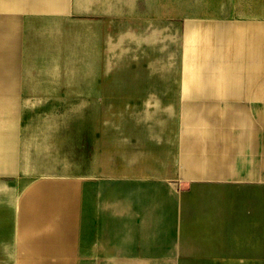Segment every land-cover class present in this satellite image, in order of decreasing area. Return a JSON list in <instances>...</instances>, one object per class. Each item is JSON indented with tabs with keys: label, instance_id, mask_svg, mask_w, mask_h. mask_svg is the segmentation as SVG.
<instances>
[{
	"label": "crops",
	"instance_id": "crops-1",
	"mask_svg": "<svg viewBox=\"0 0 264 264\" xmlns=\"http://www.w3.org/2000/svg\"><path fill=\"white\" fill-rule=\"evenodd\" d=\"M233 1L229 0L230 6L202 9L199 12L208 13L188 17L180 26L172 132L164 130L162 123L172 115L168 97H164L163 108L150 93L138 92L137 78L117 66L121 60L108 65L116 70L111 69L112 77L106 81L115 84L107 93L120 98L104 97L99 100L102 107H84V100L82 105L72 104V110L82 111L76 118L80 123H95L90 128L98 149L91 161L97 165L90 171L70 173L87 179L82 190L75 192L68 181H49L42 188L54 197L62 187L65 190L64 204L72 207L64 221V245H72L73 240L77 250L60 259L36 252L57 250L56 237L62 235L51 225L47 236L31 238L36 248L30 264H91L88 254L145 255L99 259L93 264H205L206 255L207 264H264V250H259L264 249V10L241 7L240 0L233 6ZM116 8L108 0H0V16L59 15L64 25L78 30H97L120 14ZM150 53H156L155 47ZM38 55H44L43 60L51 57L39 53L33 59L41 61ZM103 59L81 62L98 64ZM86 68L68 77L85 74L92 82L87 74L97 71ZM139 77L143 88L149 83L157 90L164 88L160 74L153 76L145 70ZM13 78L17 87L11 92L8 74L0 72V253L19 250L24 254L20 264H26L25 229L34 231L39 225L26 227L24 192L33 191L34 186L26 187L24 136L18 121L10 123L8 96H24L29 83L25 80L33 76L17 73ZM48 79L40 78L39 83ZM98 90L102 95V89ZM130 93L142 96L134 102L139 109H111L119 120L102 126L93 120V111L110 110L106 104L128 103L123 100ZM75 144L71 141L70 145ZM143 174L153 175V180ZM168 183L184 188L177 199ZM190 249L211 252H183ZM171 254L185 257L164 258ZM0 264H4L2 259Z\"/></svg>",
	"mask_w": 264,
	"mask_h": 264
},
{
	"label": "bare ground",
	"instance_id": "bare-ground-1",
	"mask_svg": "<svg viewBox=\"0 0 264 264\" xmlns=\"http://www.w3.org/2000/svg\"><path fill=\"white\" fill-rule=\"evenodd\" d=\"M108 2L111 8L117 6L115 10L118 11L119 8L120 14L111 16L110 19H107L108 22L102 23L97 30L72 29L69 25L62 23L64 19L59 17V15L24 16L20 27H17L18 22L15 18L0 16V72L8 74V88H13L12 85L16 82L13 77L21 72L24 77L33 76L32 80H28L29 83L25 82L24 87L29 86V90H36L37 96H39L38 91L42 93L59 85L62 87L67 86V92L72 94L77 87L85 86L90 89L92 84L87 78L78 77L76 81L69 84L71 82L68 80L70 78L68 75L74 71L88 69L86 67H91L89 68L91 70L101 71L105 62L109 65L121 60V66H123V53L124 47L127 45L126 41L140 37L153 43L154 40L160 37L158 29L152 27L151 18L154 16H162L164 14L177 15L180 13L194 14L209 7L230 6L229 0H108ZM240 3L239 6L244 8L259 7L264 10V0H240ZM90 45H94L91 51ZM39 53L51 54V57L41 61L33 59V56ZM94 54L97 57L93 58ZM102 56L104 59L98 64H83L81 62L90 58L99 61ZM120 70L124 69L121 67ZM145 70L141 68L139 72L144 73ZM43 77H50V79L46 81L47 83H39V79ZM51 77H54L52 79L55 83L52 82ZM111 82L112 84L100 82L96 86L102 89L103 94L112 92L115 84H113V80ZM75 101L82 105L83 99L74 100L73 102ZM70 111L69 113L75 115V118H61L60 123L55 124V119L50 116V119L45 123H40L49 130L48 132L45 129L42 131L41 125H35V127L33 126L30 129L31 133L41 131V135L47 136L38 137L33 135L24 141L22 164L25 171L42 174H69L73 171L85 172V167L89 169L97 165L92 163L90 166H82L81 162L75 161L76 157L74 158V154L69 149L71 141L77 143L80 140L81 143L83 131H88L90 135H93L90 128L93 122L85 121V123H80L76 118L81 116L82 111L79 109H71ZM50 113L53 114V111ZM93 113H96L93 116V120L100 126H102L103 122L108 123L111 120H119V114L113 110L93 111ZM39 138L41 139L40 142ZM26 141H29L30 144H25ZM76 148L75 144L72 150L74 151ZM79 159L82 161L83 158ZM59 191L61 192L59 196L65 200L63 187ZM62 199L52 213L66 217L69 210L66 209L67 206ZM76 215L79 217V213ZM78 233L80 234L79 228ZM55 243L57 250H36V252L40 251L41 254H48L47 256H49L52 251L58 259L60 257L64 258L71 253L70 250H65L66 248L60 235H57ZM6 251L8 252V250ZM33 251H25L26 254L30 253L28 257H25L26 264L34 262L31 254ZM190 251L194 253L211 252V250L207 249L183 250V252Z\"/></svg>",
	"mask_w": 264,
	"mask_h": 264
},
{
	"label": "rangeland",
	"instance_id": "rangeland-1",
	"mask_svg": "<svg viewBox=\"0 0 264 264\" xmlns=\"http://www.w3.org/2000/svg\"><path fill=\"white\" fill-rule=\"evenodd\" d=\"M233 2H234L233 6H236L238 0H234ZM201 12H196L194 14L180 13V14H177L178 16L176 14H164L162 16H154L153 18H151L152 27L157 28L160 31V37L154 40L153 43H151L150 41L144 40L143 38H140V37L133 38V40L131 39V41L130 40L126 41L127 45H125L124 53H123V56H124L123 63L124 64L122 63L123 66L117 64V66H121L124 70H129L128 76L130 78L131 76L137 78L139 86H140L138 89L140 91L138 92L150 93L151 97L157 99L159 102H162V104L164 103V97H168V101L171 105V108L173 109L172 115L170 119L168 120L165 116V118H163L164 120H162V123H163L164 130H167L168 128V131H171V132L174 130L175 124H176L175 104H176L177 95L175 91H176V85H177V77H178L177 75H178V72L180 71L179 69L180 58H181V45L180 44H181V39H182L180 26L188 17L202 16L200 14ZM202 13H208V12H202ZM7 16H11V18H15L18 22L17 27H20L21 21L25 15H7ZM72 16L75 18V17H83L85 15H72ZM14 23L16 24V22ZM152 45L153 47L156 48V53H153L155 55L154 57L152 56L153 54L150 53V48H152ZM162 54H164L163 55L164 58L161 62H159V58L162 57L161 56ZM35 57L43 60L45 56L38 55ZM141 68L146 69L147 73L151 75L153 74V76L160 74L162 76L161 79H162L164 88L162 90H157L156 86L150 85L151 83L147 84V86L143 88L141 77H139V71ZM111 69L112 67L110 68V66H108V64H106L105 62L104 68H102L101 71L94 72L93 74L91 73L90 75L87 74L88 78L89 76L93 78V79L92 78L90 79L92 81L91 88L86 89L85 86L77 87V89L74 88L75 91L73 92V94L67 92L66 90L67 86L62 87L60 85L55 86V88L54 89L52 88V90L51 89L49 91L45 90L42 93H38L39 96H37L35 91L29 90L28 89L29 86L24 87L26 88L24 96L10 94L8 96L10 123L11 121H14V120L16 122L18 121L19 127L23 131L24 141L28 140L33 135H37L38 137L40 136L45 137L47 135H41V131L36 132V133H31L30 129L33 126L35 127V125H41L40 123H45L47 120L50 119V116L53 117V119H55V124L60 123L61 118H66V117L75 118V115L70 114L68 111L69 108L70 109L73 108L72 104L77 103L76 101L73 102L74 100H80L82 98L86 102L84 107L94 108V107H102L103 104L101 103V101L99 102V100H101L104 97L110 100L114 98H120L121 95H117V94L111 95L110 93H107L104 96L103 94L100 95V93H98L99 88H97L96 85L99 84V82H106L108 78L112 77ZM82 78L85 79V74H83ZM76 79L77 77L68 78V80H70L71 82L69 84H72L73 81H76ZM43 81H46V80H43ZM52 82H54V80H52ZM12 87L13 88L9 90L11 92H14L17 87V82H15L12 85ZM131 88H132V84H130V89ZM164 93L167 96H164ZM141 99H142V96L140 95L136 96V94L132 95V93H130L128 96L125 97V100H123V102L127 101L128 103H123V104H118V105L106 104L105 107L110 110L120 109L122 111H126L129 109L134 110V108L139 109L141 106H136L134 102L135 100L137 101ZM93 101H97L98 104L96 105L93 104ZM66 103L70 105H67ZM161 106L164 108V104ZM166 106L167 105H165V107ZM52 111H53V114L50 113ZM163 112L167 113L168 111L163 110ZM43 129L47 130V132L49 131L44 126H42L41 130L43 131ZM164 130L160 131L162 135H164ZM83 133L84 134L81 139V143H80V140L77 139L79 140L76 143L77 148L74 149L72 153L74 154V158L76 157V160H75L76 162L77 161L78 163L81 162L82 166H88V165L90 166L93 163L91 160L93 156L96 154L95 152L98 148H96V144L94 142V139H95L94 136L90 135L88 131L86 132L83 131ZM156 133H159V131ZM152 139L151 138L149 139L150 145H152L151 143H153ZM40 141L41 139L39 138V142ZM52 141L55 143L54 140ZM25 144L29 145L30 142L26 141ZM81 157L83 158L82 161L81 159H79ZM90 170L92 169L91 168L87 169V167H85V171H90ZM99 175H100V179H103L104 176H102L101 174ZM143 176L146 178H149L150 180H153V177H152L153 175L143 174ZM24 177H25L26 187L28 185L34 186L33 191L26 189L24 192V197H25L24 203H25V208H26L25 221L27 223L26 227L39 225L38 226L39 229H36L35 231H31V229L28 230L27 228L25 229L26 239L24 242L26 243V248L24 252L26 250H29V251L34 250L36 247H35L34 242H32L31 238H39L45 235L47 236L49 234V229L51 225L52 226L56 225V227H58V229L56 228V233H57V230H58V233H61L62 238H63V243H64V235H65V230H66L64 228L65 227L64 221L68 219H65V217H61L59 214L56 215V218H54L55 214L52 213V210H51L53 204H58L60 202L59 199H62L59 196L61 192L60 191L56 192V197H54V193L51 194V192L44 190L42 188V185L49 181L58 182V183H65L68 181L70 182L69 184L71 188L75 190V192H77L78 190H82V186L86 184L87 179L85 178L84 180L83 178H81L79 174H76V175L70 174V173L69 174H42V173H35V172L29 173L27 172V170L25 171ZM80 181H82V183H79ZM231 185H234V184H231ZM231 185L229 184V186ZM167 186L172 188L171 190L174 196L176 197V199L184 191V188L175 187L174 184L172 183H168ZM71 207L72 206L69 203L66 209L70 211ZM9 209L12 210L11 208ZM50 218L54 219L53 224L48 222ZM31 222L33 223L31 224ZM70 233L71 232L69 231V234ZM28 239H30L31 241H29ZM72 242H73L72 245L71 243L65 244V247H66L65 250H77L75 248L73 240ZM37 246H40V245L37 244ZM174 249L178 250V248H173V250ZM43 250H49V249L43 248ZM259 250H264V249L262 247ZM49 255L51 257H55V254L52 251ZM28 256L29 254L27 253L25 257H28ZM68 256H71V254L70 255L68 254L65 257H68ZM131 256L132 255L108 256L106 254H88L87 255L88 258H91L93 263L99 259H110L113 257H131ZM23 257H24L23 252H20L19 250L18 252L16 250H8V253L7 252L0 253V259H2L4 264H20L23 260ZM132 257H145V255H133ZM178 257L180 258V257H185V256L180 255V254L164 255V258H175L176 259ZM196 257L201 258V256H196ZM203 258H204V263L206 262L205 264H207L208 256L207 255L203 256Z\"/></svg>",
	"mask_w": 264,
	"mask_h": 264
}]
</instances>
